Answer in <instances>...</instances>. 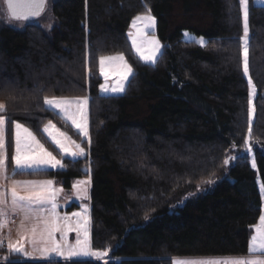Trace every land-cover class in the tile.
<instances>
[{
    "label": "trees",
    "instance_id": "obj_1",
    "mask_svg": "<svg viewBox=\"0 0 264 264\" xmlns=\"http://www.w3.org/2000/svg\"><path fill=\"white\" fill-rule=\"evenodd\" d=\"M147 9L163 44L155 65L140 60L127 36L132 18ZM50 13L55 23L48 30L35 22L11 26L0 17L7 174L56 179L65 187L90 175L91 247L108 250L104 260L53 258L54 264H172L176 256L247 253L250 228L261 215L257 175L264 185V5L250 0L248 7L256 88L250 135L239 0H53ZM184 29L204 35L206 44L182 39ZM114 53L124 55L133 75L122 94H100L98 58ZM44 95L89 97L90 146L44 110ZM49 120L87 156L63 159L64 169L13 176L11 121L61 158L42 131ZM232 156L238 158L225 165ZM0 251L16 264H48L10 255L5 246Z\"/></svg>",
    "mask_w": 264,
    "mask_h": 264
},
{
    "label": "snow or ice",
    "instance_id": "obj_2",
    "mask_svg": "<svg viewBox=\"0 0 264 264\" xmlns=\"http://www.w3.org/2000/svg\"><path fill=\"white\" fill-rule=\"evenodd\" d=\"M248 0H239L243 10L244 17V38L242 42V67L243 75L247 77L249 87V109L248 124L249 135L253 123L252 98L255 95V85L249 76V26H248ZM9 20H28L39 17L44 10L46 0H5ZM156 18L151 15V10L147 9L144 14L137 15L131 24L128 37L132 42V47L136 51L140 60L145 63L155 65L161 54V44L153 35L149 38V31L154 30ZM185 36L189 34L184 33ZM198 43L204 46L206 42L200 38ZM99 74L104 78V83L99 85L101 93L120 94L126 91L129 77L133 75L130 64L125 60L122 53L113 56H100ZM115 74L116 79L109 82V76ZM89 75L91 73L89 72ZM42 103L44 110L53 111L61 116L65 121H70L71 125L77 130L82 141H86L90 146L91 139L88 131V104L89 97H57L44 95ZM5 104L0 103V181H7V185L0 183V229L5 227L10 215H20L21 223L18 229L20 239L9 241L7 248L10 255H22L32 258V253L25 248V243L32 246L33 252H39L41 258L48 261V264H54L53 257H63L66 260H72L80 257H95L104 260L108 256V250H93L89 239V224L87 205L83 206L82 212H74L71 217L77 219L73 223L68 215L61 216L57 212L59 207L57 196L62 189L53 187L54 181H17L11 179L7 174V141L6 124L9 121L3 113H6ZM14 125V151L11 161L14 164L12 175L15 176L21 172H38L49 169H64L63 159L70 158L73 162L79 158L86 157L87 151L81 143H76L67 136V133L61 132L56 125L49 120L43 126V133L50 142L59 150L61 159H57L52 151H49L45 145L37 139V136L22 123L11 121ZM70 142V143H69ZM249 141L246 139L245 144ZM74 145L75 150L70 147ZM252 148L245 149V154H250ZM232 156L224 160L228 165L230 160L237 159ZM252 167L255 168V160L252 161ZM86 173L89 170H85ZM214 181L208 180L205 183L211 184ZM90 175L88 179L77 180L73 189L77 193L78 199H88V186L90 185ZM199 188V186H198ZM261 195L264 197V185H261ZM147 219V215L145 216ZM259 222L253 225L254 234L250 236L248 243L249 257L226 258V259H177L172 260V264H264V212L259 215ZM76 232L75 245L66 243L67 233ZM60 233L61 243L56 239V234ZM83 234V239H81ZM4 247V241L0 238V248ZM6 264H16L9 261V257H3ZM107 264V260H105Z\"/></svg>",
    "mask_w": 264,
    "mask_h": 264
},
{
    "label": "rangeland",
    "instance_id": "obj_3",
    "mask_svg": "<svg viewBox=\"0 0 264 264\" xmlns=\"http://www.w3.org/2000/svg\"><path fill=\"white\" fill-rule=\"evenodd\" d=\"M53 0H46V5L44 7V10L42 11L41 15L39 17H35V18H30L28 20H9L8 19V11L5 7V4H4V0H1V5L4 7V10H0V17L1 19L6 22L7 24L11 25V26H17V27H21V26H24L25 24L29 23V22H35V23H38L40 24L43 28L45 29H50L53 24L55 23L54 21V18L52 17L51 13H50V3L52 2ZM249 2L250 0H248L247 2V10H248V7H249ZM252 2L254 4H258V5H264V0H252ZM241 13H242V22H243V32H242V35H241V42H243V38H244V17H243V10L241 8ZM141 15V14H139ZM152 16H154V14L151 13ZM136 17V16H135ZM133 17L130 24H129V27H128V30H127V36H128V33L130 30L134 31L133 29H131V24H132V21L133 19L135 18ZM155 17V16H154ZM187 32L189 35L188 36H185L184 33ZM149 38H151L153 35L155 36V38L157 40H159L161 46L163 47V44L161 42V40L159 39V37L157 36L156 34V23H155V28L154 30H150L149 33ZM182 39L184 40H195L196 42L199 41L200 38H203L204 41L206 42V37L204 35H200V34H196L194 33L193 31L191 30H188V29H184L183 32H182V36H181ZM129 39V37H128ZM129 42L131 43V46H132V42L131 40L129 39ZM162 47H161V50H162ZM133 49V47H132ZM134 50V49H133ZM134 52L136 53V51L134 50ZM117 53H114V54H107V55H103V56H113V55H116ZM137 55V53H136ZM138 56V55H137ZM139 57V56H138ZM126 60V58H125ZM127 61V60H126ZM128 62V61H127ZM129 64V63H128ZM243 69V67H242ZM116 75L115 74H112L109 76V82H113L115 79H116ZM246 79H248L246 77ZM104 78L101 76V83H104ZM99 84V85H100ZM248 91H249V87H248ZM98 92L100 94H104V93H101L100 91V88L98 86ZM255 93H256V88H255ZM122 94V93H120ZM112 95H116V94H112ZM78 97H83V96H78ZM254 97L255 95L253 96L252 98V107H253V101H254ZM68 98H73V97H68ZM0 103H2V101L0 100ZM3 104V103H2ZM254 109V108H253ZM253 114H254V111H253ZM68 123L71 124L70 121H67ZM20 123V122H19ZM54 123V122H53ZM55 124V123H54ZM25 126V125H24ZM26 128H28L27 126H25ZM57 127V126H56ZM61 132H65L63 131L62 129H60L59 127H57ZM74 128V127H73ZM29 129V128H28ZM75 129V128H74ZM76 130V129H75ZM77 131V130H76ZM14 133H15V128H14V125H13V137H14ZM67 133V132H65ZM46 136V135H45ZM67 136L71 137V135H69L67 133ZM71 140H74L72 137H71ZM76 143H79L77 142L76 140H74ZM70 143V142H69ZM46 147V146H45ZM70 147L72 148V150H75L74 148V145H71L70 144ZM47 148V147H46ZM49 151H51L50 149H48ZM53 152V151H52ZM53 155L56 156V154L53 152ZM57 159H61L59 156H56ZM254 157L251 156V165H252V161H253ZM256 169V167H255ZM84 179H88L87 177H76L74 178V180L72 181L71 183V186L70 187H65L61 184V182H58V180L56 179H52V181H54V185L53 187L55 188H59V189H62V191L59 192L58 196H57V202H58V205L59 207L57 208V212L61 215V216H64V215H68L69 217H71V214L74 213V212H82L83 210V206L84 205H87V208H88V217L90 218V185L88 186V199H78L77 198V193L75 192V190L73 189L72 185L77 181V180H84ZM257 185H258V189H259V192H260V195H261V185H263L262 183V180L260 178L259 175H257ZM192 196V195H191ZM261 200H262V203H261V214L262 212H264V197H262L261 195ZM73 205V206H72ZM12 215H10L8 217V222L7 224L5 225V227H3L2 229H0V238H4V237H8L9 234H10V227H12L11 223H10V217ZM77 218L76 217H71V220L72 222L74 223L75 220ZM259 222V220L257 221V223ZM256 224V223H255ZM254 224V225H255ZM251 235L254 234V229H253V225L251 226ZM56 239L58 241H61V235L60 233H57L56 234ZM81 239H83V234H81ZM89 239H90V245H91V233H90V224H89ZM250 240V238H249ZM75 242H76V232L75 231H70L67 233V239H66V243L69 244V245H75ZM8 243V242H7ZM61 243H65V241H61ZM26 246L29 248V250L32 251V248L30 246L27 245L26 243ZM92 248V247H91ZM0 255L1 256H6V253L4 251H0ZM251 256V254L249 252L245 253V254H239V255H216V256H189V257H184V256H176L174 258H177V259H226V258H239V257H249ZM83 258H90V257H83ZM91 258H95V257H91ZM173 258V259H174ZM81 259V258H79Z\"/></svg>",
    "mask_w": 264,
    "mask_h": 264
},
{
    "label": "crops",
    "instance_id": "obj_4",
    "mask_svg": "<svg viewBox=\"0 0 264 264\" xmlns=\"http://www.w3.org/2000/svg\"><path fill=\"white\" fill-rule=\"evenodd\" d=\"M87 178H89V177H87ZM11 179H14V180H17V181H45V180H52V179H22V178H11ZM0 183H3L5 185H7L8 182L7 181H0ZM12 217H15V220L14 221L11 220ZM21 219L22 218H21L20 215H14V216L12 215L10 217V223L12 224L11 225L12 227H10L11 228L10 229V234H9L8 237H4L3 238L4 246L6 247L7 251H8L7 242H9V241H17V240L20 239V236L18 234V229H19V226H20V223H21ZM27 245L32 248L31 244L27 243ZM25 248L29 252L32 253V258L24 257L23 256L24 258H26V259H43V258H41L39 252H33V251L29 250V248L26 246V243H25ZM8 253H9V251H8ZM0 257H2V256H0ZM53 258L64 259L63 257H53ZM80 258H83V257H80ZM76 259H79V258H76Z\"/></svg>",
    "mask_w": 264,
    "mask_h": 264
},
{
    "label": "water",
    "instance_id": "obj_5",
    "mask_svg": "<svg viewBox=\"0 0 264 264\" xmlns=\"http://www.w3.org/2000/svg\"><path fill=\"white\" fill-rule=\"evenodd\" d=\"M4 3H5V0H4ZM5 7H6V9H7V5H6V3H5Z\"/></svg>",
    "mask_w": 264,
    "mask_h": 264
},
{
    "label": "built area",
    "instance_id": "obj_6",
    "mask_svg": "<svg viewBox=\"0 0 264 264\" xmlns=\"http://www.w3.org/2000/svg\"><path fill=\"white\" fill-rule=\"evenodd\" d=\"M11 220H15V218L13 217Z\"/></svg>",
    "mask_w": 264,
    "mask_h": 264
}]
</instances>
